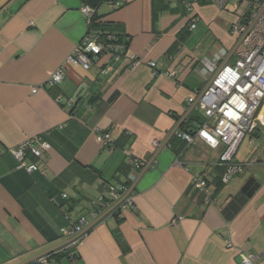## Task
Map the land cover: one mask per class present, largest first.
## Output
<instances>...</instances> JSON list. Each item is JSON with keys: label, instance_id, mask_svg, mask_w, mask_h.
Returning a JSON list of instances; mask_svg holds the SVG:
<instances>
[{"label": "crops", "instance_id": "0c3cea01", "mask_svg": "<svg viewBox=\"0 0 264 264\" xmlns=\"http://www.w3.org/2000/svg\"><path fill=\"white\" fill-rule=\"evenodd\" d=\"M185 2L0 0V264H241L246 255L264 264V146L245 157L239 148L244 172L224 185L223 147L183 148L175 136L203 121L187 110L205 85L200 61H235L238 5L197 4L199 23L189 32ZM84 7L130 39L123 56L92 55L88 70L70 62L90 30ZM59 69L64 80L45 87ZM37 137L49 149L40 160L26 158L38 166L30 174L9 151ZM132 158L144 164L132 185L134 208L123 210L121 223L108 212L92 219L73 244L62 230L110 185L130 183L120 170ZM200 176L211 197L193 187ZM64 194L71 202L62 208Z\"/></svg>", "mask_w": 264, "mask_h": 264}, {"label": "built area", "instance_id": "2783aa9c", "mask_svg": "<svg viewBox=\"0 0 264 264\" xmlns=\"http://www.w3.org/2000/svg\"><path fill=\"white\" fill-rule=\"evenodd\" d=\"M205 1L207 0H186L189 32H193L199 23L195 6ZM211 1L220 8H224L230 1L238 5L239 20L231 28V33L237 39L235 61L233 64L225 63L220 55L204 57L200 61L201 67L206 72L205 85L188 99L187 110L199 111L203 115V121L195 131L189 133L177 130L175 136L187 147L199 141L213 149L223 147L219 164L223 167L221 183L225 185L244 172L246 164L236 161L242 142L248 135H254L259 128H264V0ZM116 7H120V4H116ZM82 13L88 19L90 30L70 58V62L74 65H82L88 70L92 55L99 54L103 45L99 42L97 33L91 28L95 9L84 7ZM130 62L131 68H135L139 60L133 58ZM149 65L154 70L157 68L156 63ZM64 78V70L59 69L51 75L45 87L54 88ZM37 91V88L33 89V93ZM73 102L69 105L71 106ZM100 137L106 145L112 144L109 133ZM251 142L254 140L252 139ZM159 146L158 142L154 143V147L159 148ZM48 149V143L37 137L26 140L9 152L18 161L19 168L31 174L38 171V166L28 164L26 158L32 156L40 160ZM130 164L133 170L128 185L120 187L110 185L107 200L104 196L94 200L88 215L78 217L70 222L69 228L62 230L63 235L70 236L74 240L73 244L86 237L91 229L92 219L108 212L121 220L123 210L134 208L135 196L132 185L144 164L133 158ZM176 164H179V160ZM192 183L196 190L205 192L208 197L212 196V192L208 190V181L203 176L194 178ZM67 198V195H62L63 200ZM241 264H255V257L243 256Z\"/></svg>", "mask_w": 264, "mask_h": 264}, {"label": "trees", "instance_id": "16d2710c", "mask_svg": "<svg viewBox=\"0 0 264 264\" xmlns=\"http://www.w3.org/2000/svg\"><path fill=\"white\" fill-rule=\"evenodd\" d=\"M96 21H97L96 19H92V28L97 33V37L99 39V42L102 43L103 49L101 52H99V54L93 55V56L98 57V56H101L102 54L103 55L105 54V55H110L112 59L123 56L125 52L127 51V48L130 43V39L126 36L124 29H122L119 26L101 24ZM186 36L187 34H183L184 38H186ZM103 134H106V133H103ZM183 148H187L185 143H184ZM132 170H133L132 165L129 163L127 165H124L120 171L127 177L129 174H131ZM84 178H85V175H84ZM89 179L90 181H93L95 178L89 176ZM220 182H221V178H220ZM124 185H128V183H125ZM104 197H105V200H107V196H104ZM59 198L62 199V195ZM70 202L71 200L69 198L65 200L62 199L61 207L65 208L66 205H70ZM93 202L94 201H92V203ZM106 203H109V202H106ZM91 205H90V208H91ZM89 209L87 210V213L84 215H88ZM121 221L122 220H118L119 223H121ZM113 232L115 234L116 239L120 243V245H122L125 248L123 241L121 240V235L118 229L114 230ZM61 254H63V256L65 257H68L70 252H59L56 255L59 256Z\"/></svg>", "mask_w": 264, "mask_h": 264}, {"label": "rangeland", "instance_id": "374dc122", "mask_svg": "<svg viewBox=\"0 0 264 264\" xmlns=\"http://www.w3.org/2000/svg\"><path fill=\"white\" fill-rule=\"evenodd\" d=\"M195 115L200 117V118H203V115L199 111H196ZM260 132H261V138L255 143V146L248 144V136L249 135L245 138V140L243 141V143L240 147L238 157H245L246 154L248 153L249 149H253V148H257V147L260 148V147L264 146V128H262L260 130Z\"/></svg>", "mask_w": 264, "mask_h": 264}, {"label": "water", "instance_id": "95a60500", "mask_svg": "<svg viewBox=\"0 0 264 264\" xmlns=\"http://www.w3.org/2000/svg\"><path fill=\"white\" fill-rule=\"evenodd\" d=\"M84 89H85V88H82V89L80 90L79 94H80Z\"/></svg>", "mask_w": 264, "mask_h": 264}]
</instances>
